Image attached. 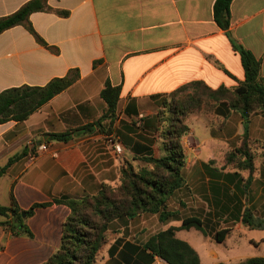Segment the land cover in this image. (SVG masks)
<instances>
[{"label":"crops","instance_id":"0c3cea01","mask_svg":"<svg viewBox=\"0 0 264 264\" xmlns=\"http://www.w3.org/2000/svg\"><path fill=\"white\" fill-rule=\"evenodd\" d=\"M28 1L0 0V17ZM47 1L52 9L32 13L30 22L54 49L40 43L22 24L0 33V92L24 85L44 86L72 69H78L80 78L28 119L0 123V167L20 155L0 179V204H10L12 191L25 210L37 203H53L37 208L26 219L32 236L14 234L0 226V264L48 260L60 247L63 225L70 214V208L55 203L56 199L93 195L103 183L115 184L125 157L161 154L158 99L198 80L212 88L238 86L245 79V69L231 37L262 60L264 75V0H233L228 30L216 22V0ZM57 10H68L69 14ZM107 81L121 86L114 133L124 145L122 155L114 152L110 134H104L97 122L107 106L101 95ZM216 118L222 123L217 130H223L218 137L212 133ZM189 127L183 146L187 141L195 144L189 150L184 148L187 182L183 188L188 185V174L197 175L198 190L207 202L219 205L218 210L203 215L181 213V219L166 222L151 213L117 219L111 226V239L94 264H169L159 256L152 257L144 246L154 234L180 226L182 218L190 216L202 218L208 234L192 227L177 230L176 237L197 250L201 264L241 261L239 252H224L215 234L225 228H216L219 222L231 217L242 221L245 207H250L249 186L245 187L242 175L235 173L223 172L217 179L196 171L212 168V149L203 156L209 143L215 139L225 142L233 134L244 133L243 118L220 103L212 113L202 111L193 116ZM63 133L65 138L56 136ZM249 133L264 141V110L252 114ZM44 143L49 149L42 152L39 146ZM33 152L37 158L30 162ZM255 196L262 205V176ZM168 204L181 212L180 206ZM180 204L185 203L180 200ZM257 256L264 257H250Z\"/></svg>","mask_w":264,"mask_h":264},{"label":"trees","instance_id":"16d2710c","mask_svg":"<svg viewBox=\"0 0 264 264\" xmlns=\"http://www.w3.org/2000/svg\"><path fill=\"white\" fill-rule=\"evenodd\" d=\"M233 0H216L215 19L218 25L228 30L231 24V4ZM47 0H30L17 11L0 17V33L16 25H24L36 39L50 47L36 32L30 22V16L37 11L51 10ZM68 15V10H57ZM231 37V35L229 34ZM234 50L241 55L245 69V79L238 86L229 88L209 87L204 81H192L163 97L159 103L158 133L161 143V154H133L125 157L119 168V180L115 184L103 183L100 190L93 195L82 197L62 196L54 202L65 204L70 214L64 222L60 247L41 264H94L104 245L111 239V226L117 219H134L145 213L158 214L161 221L177 220L180 211L169 208V199L177 190L186 185L184 169L187 155L183 146V137L190 127L186 122L187 115L195 109L215 110L220 103L227 104L239 112L244 121L242 147H237L227 155V161L236 162L237 169L249 170L250 175L244 185L253 181L254 155L248 147L250 139L249 124L253 113L264 110V75L262 60L254 53L231 37ZM54 49V48H52ZM80 78L78 69H72L66 76L55 77L44 86L24 85L5 89L0 92V123L10 120L22 122L39 110L55 95L61 93ZM121 94V86H114L107 81L102 90V97L107 103L106 109L98 119L99 128L106 134L115 132V122ZM143 118H140L143 123ZM65 138L66 133L56 135ZM20 155L10 158L0 167V179L7 173L8 166ZM9 205L0 204V226L14 234L32 236L26 219L40 207L53 203H37L30 209H22L11 192ZM25 213V215H23ZM242 222L252 229H264V219L254 215L246 206L242 213ZM196 228L208 234L205 223L198 216L182 218L180 226H171L151 236L145 244L152 257L159 256L169 264H201L197 250L185 240L176 237L179 229ZM230 233V228L218 230L215 239L223 242ZM217 264H226L223 262ZM232 264H264V257H249Z\"/></svg>","mask_w":264,"mask_h":264},{"label":"rangeland","instance_id":"374dc122","mask_svg":"<svg viewBox=\"0 0 264 264\" xmlns=\"http://www.w3.org/2000/svg\"><path fill=\"white\" fill-rule=\"evenodd\" d=\"M206 107H203L201 109H195L191 113L187 115L186 122L188 125L191 124L193 116H196L200 112H209L212 113L213 110L211 109H205ZM259 111V110H258ZM257 112V111H256ZM213 123V135L219 136L222 135V131H218L217 128L221 126V122L219 119H214L212 121ZM211 126V125H210ZM229 128V127H228ZM161 138H159V142ZM195 144V142H194ZM190 142L185 143V149L189 150L192 145ZM243 144V134L234 135L230 139H226L225 142L215 139L214 143L211 142L208 144L207 149L203 150V156H206L208 152L212 149L214 152L213 158L210 160V165L212 168L209 169V171L206 169V171L199 170L196 171V174L198 172L201 173H207L209 176L214 178H220V174L223 172H229V173H235L238 175H242L244 178V182L250 175L249 170H239L237 169L236 162H228L227 161V155L231 151H234L237 147H242ZM248 147L250 151L254 155V165L255 169L252 173L253 181L249 185L250 195L251 199L247 201V204L251 207V209L254 212V215L258 218H264V203L261 205L259 201H256L255 196V190L258 183V178L260 176L264 177V141L260 140L256 137H253L250 135V139L248 141ZM195 160V158H194ZM192 173L193 171H189ZM184 174H186V170L184 169ZM211 174V175H210ZM197 175L196 178L192 174H188V185L185 188H181L180 190H177L174 195L169 199L170 203H173L171 206L174 208V206H180L181 213H199V214H205V213H215L214 210H218L219 205H214L211 201H206L203 198V194L201 190H198L197 186ZM195 179V180H194ZM228 179V178H227ZM184 201V205H179V201ZM168 202V203H169ZM217 213V212H216ZM218 213H222L218 212ZM0 218H3L0 215ZM4 219V218H3ZM220 224L217 225L216 228H222V227H229L230 233L228 235V238L220 246L223 248L224 252L227 253H233L235 251L239 252L241 255V261L243 257H250L251 255H264V229H252L247 224H244L242 221L235 220L234 218H230L229 220H225L224 222H219ZM223 245V246H222Z\"/></svg>","mask_w":264,"mask_h":264},{"label":"built area","instance_id":"2783aa9c","mask_svg":"<svg viewBox=\"0 0 264 264\" xmlns=\"http://www.w3.org/2000/svg\"><path fill=\"white\" fill-rule=\"evenodd\" d=\"M141 124H142L141 121H139L138 125L140 126ZM108 139H109V142L111 143V145L113 147L114 152L117 155H122L124 153V145H123L120 137L116 133H112V134L109 135ZM48 149H49V146L47 144H45V143L41 144L39 146V150L42 151V152H45ZM36 158H37V153L33 152L29 156V161L33 162V161L36 160Z\"/></svg>","mask_w":264,"mask_h":264},{"label":"water","instance_id":"95a60500","mask_svg":"<svg viewBox=\"0 0 264 264\" xmlns=\"http://www.w3.org/2000/svg\"><path fill=\"white\" fill-rule=\"evenodd\" d=\"M23 215H25V213H23Z\"/></svg>","mask_w":264,"mask_h":264}]
</instances>
